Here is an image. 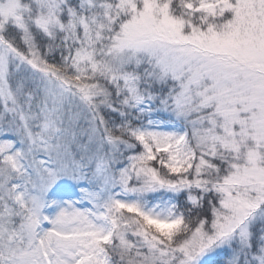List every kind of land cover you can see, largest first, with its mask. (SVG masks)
Listing matches in <instances>:
<instances>
[{
    "label": "snow or ice",
    "instance_id": "1",
    "mask_svg": "<svg viewBox=\"0 0 264 264\" xmlns=\"http://www.w3.org/2000/svg\"><path fill=\"white\" fill-rule=\"evenodd\" d=\"M0 264H264V0H0Z\"/></svg>",
    "mask_w": 264,
    "mask_h": 264
}]
</instances>
